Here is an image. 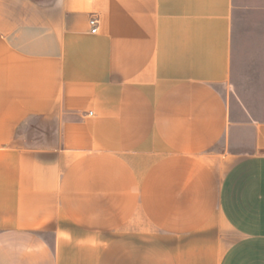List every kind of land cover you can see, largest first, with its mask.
Returning a JSON list of instances; mask_svg holds the SVG:
<instances>
[{"label": "crops", "instance_id": "crops-1", "mask_svg": "<svg viewBox=\"0 0 264 264\" xmlns=\"http://www.w3.org/2000/svg\"><path fill=\"white\" fill-rule=\"evenodd\" d=\"M0 264H264V0H0Z\"/></svg>", "mask_w": 264, "mask_h": 264}, {"label": "built area", "instance_id": "built-area-1", "mask_svg": "<svg viewBox=\"0 0 264 264\" xmlns=\"http://www.w3.org/2000/svg\"><path fill=\"white\" fill-rule=\"evenodd\" d=\"M90 25L92 27V33H97L99 29V19L97 17H93L90 21Z\"/></svg>", "mask_w": 264, "mask_h": 264}, {"label": "rangeland", "instance_id": "rangeland-1", "mask_svg": "<svg viewBox=\"0 0 264 264\" xmlns=\"http://www.w3.org/2000/svg\"><path fill=\"white\" fill-rule=\"evenodd\" d=\"M252 87H253V92H255L254 89H255L256 91H258L259 88H260V85H252Z\"/></svg>", "mask_w": 264, "mask_h": 264}]
</instances>
